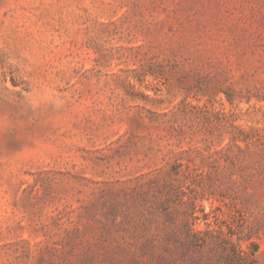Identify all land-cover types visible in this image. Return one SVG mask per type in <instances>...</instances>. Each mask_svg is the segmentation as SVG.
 <instances>
[{"label": "rangeland", "instance_id": "obj_1", "mask_svg": "<svg viewBox=\"0 0 264 264\" xmlns=\"http://www.w3.org/2000/svg\"><path fill=\"white\" fill-rule=\"evenodd\" d=\"M263 14L0 0V264H238L230 245L264 264V101L202 96L183 62L229 61L240 85Z\"/></svg>", "mask_w": 264, "mask_h": 264}, {"label": "trees", "instance_id": "obj_2", "mask_svg": "<svg viewBox=\"0 0 264 264\" xmlns=\"http://www.w3.org/2000/svg\"><path fill=\"white\" fill-rule=\"evenodd\" d=\"M247 23L249 30L246 32L247 35L244 39V48L246 50L243 55L248 54V66L242 75V83L240 85L233 81V68L232 63H229V61L228 64L222 61L214 62L208 58L204 61L206 57L203 56L200 50L195 52V58H187L183 61L185 62L184 64L188 63L189 65L187 76L192 75L191 78L201 77V80L195 81L196 85H192V88H195L202 96L211 97L221 92L230 101L236 98H246L248 101L255 98L258 101H264V14L248 17ZM161 162L169 165L165 159H161ZM180 166L178 163H173L166 172H162L160 168L158 174H162L164 179L162 180V184L155 190L168 187L165 181L176 175ZM157 198L151 204L144 207L151 208L155 203L160 201ZM230 248L231 253L237 258L238 264L254 263V255L257 251L254 245L249 255L239 251L234 245H230Z\"/></svg>", "mask_w": 264, "mask_h": 264}]
</instances>
